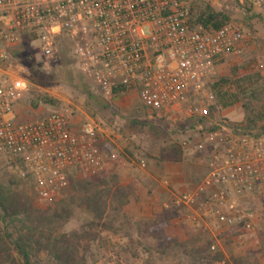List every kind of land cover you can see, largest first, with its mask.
I'll list each match as a JSON object with an SVG mask.
<instances>
[{
	"label": "built area",
	"instance_id": "1",
	"mask_svg": "<svg viewBox=\"0 0 264 264\" xmlns=\"http://www.w3.org/2000/svg\"><path fill=\"white\" fill-rule=\"evenodd\" d=\"M194 1L0 0V155L33 184L38 202L59 198L72 170L103 171L117 155L102 148L100 124L77 120L68 104L18 119L16 107L30 82L13 54L24 38L37 43L46 58L66 40L77 68L105 96L135 93L147 110L178 112L200 94L224 58L242 55L249 42L241 24L213 29L196 23ZM236 2L264 9V0ZM207 97L214 100L213 94ZM209 113L208 106H190L192 116ZM241 127L224 124L200 133L209 147L206 172L192 190L172 198L192 221L212 215L221 226L242 222L252 229L255 214L243 203L264 202V136Z\"/></svg>",
	"mask_w": 264,
	"mask_h": 264
},
{
	"label": "rangeland",
	"instance_id": "2",
	"mask_svg": "<svg viewBox=\"0 0 264 264\" xmlns=\"http://www.w3.org/2000/svg\"><path fill=\"white\" fill-rule=\"evenodd\" d=\"M204 1L210 5L214 2L213 8L227 12L230 22L241 24L249 42L242 55H230L224 58L217 65L216 74L207 80L200 94L192 96L189 103L180 111L167 113L147 110L135 93L116 97L103 95L93 81L77 68L69 43L62 40L59 41L57 51L50 58L40 54L37 43L29 42L18 49V51L31 52L39 64L40 71L53 76V83L48 86H38L29 81V90L16 107L18 119H35L68 104L73 108L77 120L93 118L100 124L104 138L102 145L105 148H113L112 152L116 153L118 161L115 162L116 165L108 166L104 170L107 175H117L121 183L134 181L137 184L136 178L142 179L138 176L142 175L143 171H152V169L156 171L160 169L161 163L170 161L181 163L179 166L188 174L190 185L199 183L206 169V154L209 151V147L202 145L200 133L216 130L224 124L240 126L244 119L241 103L224 109L220 114L211 112L210 108L214 100L208 101L207 97L213 94L211 84L232 74L243 76L259 72L264 87V9L248 5L251 11L246 12L243 5H239L236 0ZM199 3L200 0H195V4ZM28 64L30 62L26 60V64L24 62L23 65L26 73ZM78 85L84 86V89ZM38 96L51 98L55 103L39 102L35 106ZM260 97L262 99L256 101L259 102L256 104L259 106L264 102V95ZM194 104L209 107L211 113L205 118L204 123L200 122L198 116L190 114V106ZM183 142L187 144L183 146ZM143 162L146 163L145 170H141ZM11 179L24 180L20 177L16 166L10 164L5 156L0 155V183H7ZM135 184H133L134 190L138 189ZM29 186L31 194L33 189L30 184ZM147 200L148 197H142L140 193L138 199L125 206L128 215L133 219L146 218L142 217V211L145 212L144 214L147 211L142 209L149 206ZM34 202L38 207L51 204L38 202L36 198ZM243 206L245 211H253L255 214V222L250 230L244 228L233 232L231 227L219 225L212 215L194 222L187 217V213H184L171 219L167 233L184 239L186 232L203 227V230L209 232L216 240L217 249H221L227 257L229 254L235 256L255 254L264 264V251L261 249L256 231L264 225L263 204L246 201ZM79 214L80 217L72 220L66 229H74L82 221L90 218V215L82 210ZM110 238L118 244L116 249L110 247V251H103L102 256L105 257H101L95 264H144L142 259L134 258L121 249L124 246V239L117 236ZM40 258L37 264H51L45 256L41 255Z\"/></svg>",
	"mask_w": 264,
	"mask_h": 264
},
{
	"label": "trees",
	"instance_id": "3",
	"mask_svg": "<svg viewBox=\"0 0 264 264\" xmlns=\"http://www.w3.org/2000/svg\"><path fill=\"white\" fill-rule=\"evenodd\" d=\"M243 9L251 11L248 5ZM193 19L213 29L230 22L227 12L213 8L204 0L195 4ZM29 42L32 43L25 37L22 45ZM13 56L23 65L29 60V81L38 86L53 83L52 74L40 71L31 52L17 51ZM261 80L259 72L218 79L210 87L214 95L211 112L220 114L241 103L244 110L241 132L264 136V102L256 105L264 95ZM79 87L84 89V86ZM47 99L38 96L34 105L46 101L55 103V100ZM199 119L201 123L205 122V118ZM102 148L107 153L113 149L103 145ZM29 184L33 189V184L27 180L11 179L0 183V264H37L41 255L51 264H95L105 257L103 251H110V247L116 249L118 244L110 238L116 236L125 241L121 249L142 259L144 264H262L255 254H229L227 257L217 249L216 240L203 227L186 232L184 239L169 235L167 227L171 219L188 212L185 207L172 202L153 217L131 218L125 206L135 193V182L121 183L117 175H107L104 170L92 174L72 170L61 196L46 207L35 204L36 194L29 193ZM81 210L90 218L74 229H66L72 220L80 217ZM231 228L235 232L245 227L240 222ZM256 231L264 251V225ZM214 245L215 250L212 249Z\"/></svg>",
	"mask_w": 264,
	"mask_h": 264
},
{
	"label": "crops",
	"instance_id": "4",
	"mask_svg": "<svg viewBox=\"0 0 264 264\" xmlns=\"http://www.w3.org/2000/svg\"><path fill=\"white\" fill-rule=\"evenodd\" d=\"M117 161L118 158L112 162L111 166L116 165L115 162ZM180 164V162L173 163L170 161H165L164 163H161L160 169H156V171L153 169L152 171H148L144 169L146 167V163H142L141 170L145 171H143L142 175L138 176L142 177V179L136 178L137 184H135V187L138 186L139 190H134L135 195L130 197L129 202L130 204L134 200L138 199L140 193L142 197H148L147 203H149V206L142 209L147 211V213L144 214L145 212L142 211V217H153L156 214L161 213L172 202V198L175 194H181L186 191H190L201 182L206 169L203 172L200 182L195 185H190L189 176L179 166ZM137 208L139 209L140 206L138 205Z\"/></svg>",
	"mask_w": 264,
	"mask_h": 264
}]
</instances>
